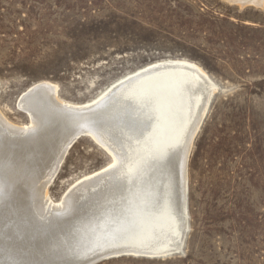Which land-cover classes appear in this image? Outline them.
Returning <instances> with one entry per match:
<instances>
[{
	"label": "rangeland",
	"instance_id": "obj_1",
	"mask_svg": "<svg viewBox=\"0 0 264 264\" xmlns=\"http://www.w3.org/2000/svg\"><path fill=\"white\" fill-rule=\"evenodd\" d=\"M238 1L0 0V110L16 124L30 121L21 94L42 80L80 104L172 58L200 65L218 86L187 161L183 251L97 264H264V0ZM106 152L79 139L51 196L107 166Z\"/></svg>",
	"mask_w": 264,
	"mask_h": 264
},
{
	"label": "bare ground",
	"instance_id": "obj_2",
	"mask_svg": "<svg viewBox=\"0 0 264 264\" xmlns=\"http://www.w3.org/2000/svg\"><path fill=\"white\" fill-rule=\"evenodd\" d=\"M30 87L18 98L28 123L11 122L0 110V264L183 251L187 161L218 90L206 70L184 59L158 60L80 104L60 98L51 81ZM80 132L91 134L112 160L55 200L53 176Z\"/></svg>",
	"mask_w": 264,
	"mask_h": 264
},
{
	"label": "water",
	"instance_id": "obj_3",
	"mask_svg": "<svg viewBox=\"0 0 264 264\" xmlns=\"http://www.w3.org/2000/svg\"><path fill=\"white\" fill-rule=\"evenodd\" d=\"M31 88L33 87H30L25 93H27ZM24 93V94H25ZM18 107L20 109H22L20 107V105L18 104ZM23 110V109H22ZM25 111V110H24ZM26 112V111H25ZM27 113V112H26ZM82 137H89L91 138L96 144H98L100 146V144L94 139V137L91 135V134H88V133H85V132H80V133H77L74 135V138L72 139V141L69 143L68 145V150L70 149V147H72V145H74L79 139H81ZM68 150L66 151V153H64V157L62 159V161L60 162L59 166L57 167V170H56V173L55 175L53 176V181L54 179L56 178L61 166H62V163L64 161V158L68 152ZM192 151V150H191ZM107 155H109L107 152H106ZM110 157V155H109ZM188 167V166H187ZM53 183V182H52ZM128 252H123V253H116V252H111V253H107V254H101V255H95V256H91L87 259H84L83 261L81 262H78V264H97L99 262H102L104 260H108V259H112V258H116V257H121V256H125V255H133L132 253L130 254H127ZM143 256H149V255H143ZM149 257H152V256H149ZM158 258V257H162V256H157V255H154L152 258Z\"/></svg>",
	"mask_w": 264,
	"mask_h": 264
}]
</instances>
